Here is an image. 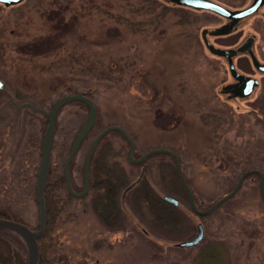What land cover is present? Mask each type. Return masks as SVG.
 I'll return each instance as SVG.
<instances>
[{
    "label": "rangeland",
    "instance_id": "rangeland-1",
    "mask_svg": "<svg viewBox=\"0 0 264 264\" xmlns=\"http://www.w3.org/2000/svg\"><path fill=\"white\" fill-rule=\"evenodd\" d=\"M217 17L168 0L0 3V77L5 82L0 90V205L37 224L35 186L47 116L36 108L48 110L59 96L77 91L96 103L92 140L103 128L118 125L133 138L134 157L157 147L175 151L199 208L229 192L245 170L264 174V81L250 105L217 93L226 65L201 38L202 28L217 24ZM254 22L264 29L258 19ZM36 38L32 50L23 45ZM47 48H53L48 55L36 54ZM15 89L26 93L25 103L34 107L9 98ZM87 112L80 100L59 110L50 163L59 173ZM105 139L118 151L115 158L129 184L138 189L147 181L179 203L132 191L125 208L121 205L120 223L109 227L92 209L89 194L68 197L66 188H58L54 196L61 207L50 238L53 264H189L197 247L178 242L194 237L198 223L204 228L202 240L227 243L234 264H264L259 174H247L233 196L199 215L189 205L171 154L156 152L133 162L118 130ZM92 140L84 139L71 161L76 190Z\"/></svg>",
    "mask_w": 264,
    "mask_h": 264
},
{
    "label": "water",
    "instance_id": "water-1",
    "mask_svg": "<svg viewBox=\"0 0 264 264\" xmlns=\"http://www.w3.org/2000/svg\"><path fill=\"white\" fill-rule=\"evenodd\" d=\"M23 0H0V3L4 5H15L19 4ZM171 3L178 4V5H184V6H189L194 9H207L214 11L218 14H221L225 17H228L231 19L229 23H225L221 26H218L211 30V33L214 34H220V33H227L231 31L233 25L236 23V19L239 17H243L245 15H248L250 13L255 12L258 10L260 5L264 3V0H252L249 5L240 8V9H233L229 8L222 3L216 1V0H168ZM207 31H209L208 28H203L202 29V36L204 39L205 44L207 47L214 53L223 55L229 53L230 57V68L231 71L233 72L234 75H237L240 79L243 78L244 75H240L239 73L236 72V69L234 67V63L231 59V56L233 53L236 52V49H225V48H219L215 47L212 43L207 38ZM246 44L241 45L240 49H244ZM257 61V59H256ZM257 66L264 71V62L260 63L257 62ZM244 79V78H243ZM246 87H242L245 90L241 93L242 95L248 94L252 87H254L256 84H258V80L256 78H249L245 82ZM5 86L4 80L0 77V89H3ZM226 89V86L224 87ZM73 100H81L83 101L87 107H88V112L87 116L78 129L76 135L74 136L68 154L65 158L64 164H63V171L65 174L66 178V184L68 190L76 195V196H82L87 193L89 189V165H90V159L91 156L94 152V149L98 143V141L110 130H118L120 133L125 136V138L128 140L129 147L127 151V158L130 161L133 162H142L144 159L156 152H165L169 153L174 157L175 160V168L177 171V174L182 182V184L185 187V190L187 192V195L189 197V203L191 208L198 214H206L214 209H216L218 206H220L224 201H226L228 198L233 196L237 190L239 189L240 185L242 184V181L244 177L247 174L250 173H257L260 176V192H261V197L264 201V174L262 171L258 168H250L245 170L240 176L239 179L237 180L235 186L227 192L225 195L221 196L219 199H217L213 204H211L209 207L206 208H199L196 204L194 194L182 172L181 169V163H180V158L178 154L168 148L165 147H157L153 148L144 154H142L139 157H134L133 156V150H134V140L130 136V134L121 126L118 125H109L105 128H103L92 140L89 148L87 155L85 157L84 165H83V187L81 190H76L74 189L72 185V178H71V170H70V163L75 156L76 152L78 151V148L84 139V137L88 134V132L91 130V128L95 125L96 123V117H97V107L96 103L94 100L86 95L82 91H77L74 93H67L59 96L57 99H55L50 108L48 110H44V108H36L37 111L39 112H44L47 116V124L44 130V133L42 135V142H41V148H40V161H39V166H38V171H37V177H36V186H35V201L38 205V227L37 228H32L28 224L12 219V218H7V217H0V228H5V229H11L16 231L24 240L26 243L27 247V260L26 264H37L38 259H39V245H38V238L42 236L45 232L46 229V199H45V187L47 184V178H48V172H49V165H50V159H51V153H52V146H53V139H54V133H55V128H56V120L57 116L59 113L60 108L65 105L66 103L73 101ZM29 106H33L32 103L26 102ZM34 107V106H33ZM135 183H130L126 188L125 192L128 189H131V187L134 186ZM124 192V193H125ZM123 193V194H124ZM163 199L166 201L173 203L174 205H177L179 203L178 198H176L173 195H168L164 194ZM198 230L197 233L194 237L190 239H185L182 241H179L178 244L180 246H195L199 244L203 237H204V228L202 223H198L197 225Z\"/></svg>",
    "mask_w": 264,
    "mask_h": 264
},
{
    "label": "trees",
    "instance_id": "trees-1",
    "mask_svg": "<svg viewBox=\"0 0 264 264\" xmlns=\"http://www.w3.org/2000/svg\"><path fill=\"white\" fill-rule=\"evenodd\" d=\"M19 5L20 3L13 6ZM37 40H39V38L23 42V45L28 47L31 46L28 49L32 50V46L38 42ZM51 49L53 48H47L46 50L41 51L36 49L35 51L37 52L36 54L48 55V51ZM26 96L27 94L20 92L19 89H15L13 93H9V98H14L17 102H25V99L27 101ZM17 116L19 117V112ZM45 127L46 120H43L41 125L42 130H44ZM94 127L95 125L84 139L92 140L94 135L91 137L89 136L92 135V130H94ZM105 135L98 141L91 157L90 184L89 190L86 194L90 195V203L93 207L92 209L99 217L101 222L111 227L113 225L117 226L120 223V212L122 210L121 205H123L125 208V200L127 198L126 196L136 192L142 194L148 199H150L152 196V198H154L157 195L156 197L159 199L156 197L155 199L159 201L162 200L160 202H163L165 199H163V195L161 196L159 191H155V189L152 188L147 181L143 182L140 188L136 189V187H133L125 192V188L129 185L126 169L122 163L117 158H115V154H117L118 151L115 149V146L112 145V143L106 141ZM62 187L67 189V196L72 197V194L68 191L66 185L64 172L59 173L54 170L53 166H49L48 179L45 188L46 229L44 234L38 238L39 259L37 264H53V262L56 260V255L51 253L52 243L50 238L61 207L58 204V200H55L56 198L54 194L55 190ZM187 198L189 200L188 195ZM36 215L37 224L33 225L24 219L21 213L16 209L11 208L7 204L0 205V217H7L22 221L32 228L38 227V212ZM195 246L197 247V251L189 264H234L229 247L224 240L219 238H209L207 240H202ZM26 260L27 247L23 238L14 230L0 228V264H26Z\"/></svg>",
    "mask_w": 264,
    "mask_h": 264
},
{
    "label": "flooded vegetation",
    "instance_id": "flooded-vegetation-1",
    "mask_svg": "<svg viewBox=\"0 0 264 264\" xmlns=\"http://www.w3.org/2000/svg\"><path fill=\"white\" fill-rule=\"evenodd\" d=\"M216 1L222 3L223 5L229 8L240 9L249 5L252 0H245L242 3H240V0H236L234 4L228 3L229 0ZM205 11H209L218 16L217 24H214L213 26H205L209 29V31H207L208 40L215 47L225 49H236V52L232 54L231 59L234 63L236 72L240 75H244V79H240L237 75H234L230 68L229 53L219 55L212 52L205 44L201 32L202 41L206 48L209 50L210 54L213 55V57L222 60L223 63L226 65L225 69L223 66L225 76L219 81V90H217V93L219 95L224 94L227 99L234 100L236 101V103L240 101H245L246 103H249L248 101L252 100L253 94L257 91L258 88H260V85L262 86L264 81V71L257 66V62H264V29L262 25H257L256 22H254L258 19V21L264 26V3L260 5L258 10H256L255 12L236 19V23L233 25L231 31L220 34L211 33V30L225 23H229L231 19L211 10L205 9ZM244 44H246L245 48L240 49V46ZM249 78H256L258 80V84L252 87L251 91L248 94L242 95L241 93L245 90L242 87L248 86L245 84V82L249 80ZM225 86L226 89H224ZM24 103L25 102H23L22 105H25L26 107L29 106L27 103ZM251 103L252 101L249 103V105ZM250 109L254 110V108ZM260 116L262 117V120H264V115L261 114ZM72 182L74 189H77L74 184V180H72ZM82 187L83 180L80 190L82 189Z\"/></svg>",
    "mask_w": 264,
    "mask_h": 264
},
{
    "label": "bare ground",
    "instance_id": "bare-ground-1",
    "mask_svg": "<svg viewBox=\"0 0 264 264\" xmlns=\"http://www.w3.org/2000/svg\"><path fill=\"white\" fill-rule=\"evenodd\" d=\"M188 84H189V83H188ZM188 84H187V85H188ZM88 96H89V95H88ZM50 166H51V165H50ZM71 168H72V167H71ZM90 187H91V185H90ZM153 194H154V193H153ZM86 195H87V194H86ZM156 196H157V195H156ZM156 196H155V197H156ZM152 197H153V196H152ZM155 197H154V198H155ZM156 198H157V197H156ZM157 199H159V198H157ZM160 199H162V198H160ZM155 201H158V200H155ZM160 201H162V200H160ZM165 202H167V201H165ZM160 205H161V204H160ZM160 205H159V206H160ZM153 207H154V206H153ZM153 207H152V208H153ZM157 207H158V206H157ZM157 207H155V208H157ZM155 208H154V209H155ZM159 208H160V207H159ZM157 209H158V208H157ZM155 211H156V210H155ZM157 211H158V210H157Z\"/></svg>",
    "mask_w": 264,
    "mask_h": 264
}]
</instances>
